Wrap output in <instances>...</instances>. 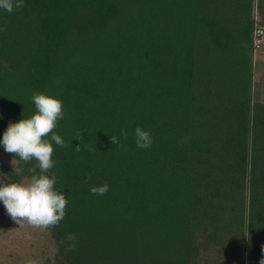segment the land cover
I'll use <instances>...</instances> for the list:
<instances>
[{
  "label": "trees",
  "instance_id": "obj_1",
  "mask_svg": "<svg viewBox=\"0 0 264 264\" xmlns=\"http://www.w3.org/2000/svg\"><path fill=\"white\" fill-rule=\"evenodd\" d=\"M23 2L0 9V139L34 113V93L62 102L67 147L53 142L49 175L68 203L47 228L53 264H260L264 0ZM5 153L13 181L31 175L35 161Z\"/></svg>",
  "mask_w": 264,
  "mask_h": 264
},
{
  "label": "clouds",
  "instance_id": "obj_2",
  "mask_svg": "<svg viewBox=\"0 0 264 264\" xmlns=\"http://www.w3.org/2000/svg\"><path fill=\"white\" fill-rule=\"evenodd\" d=\"M24 6L23 0H0V9L11 13L14 9ZM35 111L28 118L18 122H9L3 133L0 144L5 152L18 157L24 164L35 161L28 168L31 174L22 180L13 181L11 177L0 178V202L10 218L17 224L28 225L37 229H47L57 226L65 216L67 206L66 196L62 190L55 187L56 176L49 175L54 167L52 154L53 142L61 147H67L66 142L54 129L57 121L64 118L62 102L43 92H36L31 97ZM80 131L76 136L82 139ZM135 144L139 149H149L153 143L151 133L137 126L134 129ZM120 135L127 139L128 132L121 129ZM111 143L118 145L120 140L116 136L110 137ZM79 151V145L75 148ZM93 173H89L84 182L88 183ZM109 185L93 186L92 195H105ZM264 264V259L260 261Z\"/></svg>",
  "mask_w": 264,
  "mask_h": 264
},
{
  "label": "rangeland",
  "instance_id": "obj_3",
  "mask_svg": "<svg viewBox=\"0 0 264 264\" xmlns=\"http://www.w3.org/2000/svg\"><path fill=\"white\" fill-rule=\"evenodd\" d=\"M257 35L253 58L255 81L264 77V30ZM261 86L264 98V83ZM2 167L18 172L14 160L0 149V178L10 177ZM55 251L48 229H37L27 223L17 225L0 202V264H53Z\"/></svg>",
  "mask_w": 264,
  "mask_h": 264
}]
</instances>
